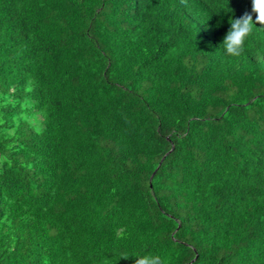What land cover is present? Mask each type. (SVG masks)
I'll return each mask as SVG.
<instances>
[{
    "label": "trees",
    "instance_id": "16d2710c",
    "mask_svg": "<svg viewBox=\"0 0 264 264\" xmlns=\"http://www.w3.org/2000/svg\"><path fill=\"white\" fill-rule=\"evenodd\" d=\"M252 0H0V264H264V25Z\"/></svg>",
    "mask_w": 264,
    "mask_h": 264
},
{
    "label": "clouds",
    "instance_id": "9594fccd",
    "mask_svg": "<svg viewBox=\"0 0 264 264\" xmlns=\"http://www.w3.org/2000/svg\"><path fill=\"white\" fill-rule=\"evenodd\" d=\"M252 13L257 14L255 21L252 14L247 13L240 18L229 17L230 28L221 45L223 52L229 56L240 57L257 24L264 25V0H252ZM135 264H164V261L159 255L138 254Z\"/></svg>",
    "mask_w": 264,
    "mask_h": 264
}]
</instances>
